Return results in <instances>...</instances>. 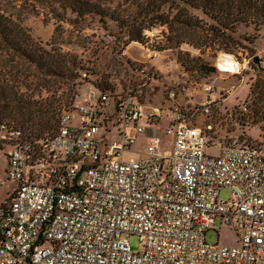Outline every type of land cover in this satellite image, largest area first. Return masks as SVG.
<instances>
[{
    "label": "built area",
    "instance_id": "obj_1",
    "mask_svg": "<svg viewBox=\"0 0 264 264\" xmlns=\"http://www.w3.org/2000/svg\"><path fill=\"white\" fill-rule=\"evenodd\" d=\"M158 35L147 32L149 41ZM156 50H151L156 56ZM94 89L63 113L58 131L42 143L0 124L9 143L0 206V264H264V148L220 146L207 153L212 101L174 107L169 149L146 136L163 108L149 112L133 95L95 100ZM99 100L102 102L100 103ZM116 122L122 142L110 147L100 131ZM131 157L125 160V154ZM223 188L233 197L220 199ZM220 219L239 234L237 246L208 241ZM125 235H137L134 251Z\"/></svg>",
    "mask_w": 264,
    "mask_h": 264
},
{
    "label": "rangeland",
    "instance_id": "obj_2",
    "mask_svg": "<svg viewBox=\"0 0 264 264\" xmlns=\"http://www.w3.org/2000/svg\"><path fill=\"white\" fill-rule=\"evenodd\" d=\"M0 8L14 15L47 48L52 47V36L57 34L59 47L83 56L88 70L84 72L83 79H79L81 84L75 97L77 105L87 104L85 97L98 82L110 84L117 92L137 91L138 99L144 106L163 108L159 122L152 127L156 129L166 149H169L173 135L167 133L170 122L166 115L170 114L172 105L173 108L179 106L190 109L212 101L211 113L201 114L195 119L200 126H213V147L207 148L208 154L218 155L221 148L215 145L219 143L237 144L244 141L251 146L264 148V26L256 23L237 26L236 31L231 32L234 36V41L228 45L231 51L218 50L219 43L224 41L210 33L206 36L198 31L184 29H180L179 33L189 43L176 46L175 41H168V36L175 38L168 26L150 30L158 35L148 45L138 42L126 45L124 38L113 37L115 34L122 36L123 28L112 24L104 26L97 19L91 25L87 21L83 29H80L68 22L59 24L47 10L32 1L0 0ZM197 14L207 19L200 11ZM160 31H163V36ZM226 40L231 42L230 39ZM151 50L159 53L154 56ZM226 54L238 63L232 70H222L218 66L219 58ZM255 56L260 57L261 66L254 62ZM182 60L189 66V70L182 65ZM98 97L99 94L95 100ZM121 127L114 121L109 124L110 131L106 127L102 128L100 136H105L103 150L105 145L110 147L122 142L119 131ZM1 136L0 177L6 178L7 156L11 148L9 143L1 142ZM131 157L143 156L129 152L125 154V160ZM11 185L6 183L0 188V206L9 198ZM232 197L229 188L221 190V200L228 201ZM214 227L216 230L207 232L208 241L227 246L239 244V234L231 225L217 219ZM125 236L129 238L134 251L143 249L137 235Z\"/></svg>",
    "mask_w": 264,
    "mask_h": 264
},
{
    "label": "trees",
    "instance_id": "obj_3",
    "mask_svg": "<svg viewBox=\"0 0 264 264\" xmlns=\"http://www.w3.org/2000/svg\"><path fill=\"white\" fill-rule=\"evenodd\" d=\"M24 1H32L47 10L61 25L68 22L83 29L87 21L91 25L97 19L104 26H119L124 29L123 35L113 37L124 38L126 45L131 42L145 45L148 42L146 31L168 26L170 33L175 34V38L168 36V41H175L176 46L189 43L179 33L184 29L206 36L210 33L225 43H219L221 48L218 50L231 51L228 46L234 41L231 32H235L237 26L253 23L264 26V0ZM197 11L207 19L199 16ZM160 33L163 36V31ZM56 39L57 34H54L52 47L47 48L14 15L0 8V124L6 123L21 130L24 138L32 143L40 144L58 131L63 113L77 105L75 97L81 84L79 79H83L88 70L83 56L63 50ZM181 63L189 70L185 61ZM93 87L99 96L108 93L110 98L117 99L133 95L141 103L137 91L117 92L110 84L102 82ZM193 124L199 125L196 120ZM212 130L207 131L210 147H213ZM237 144L251 145L244 141ZM231 145L235 144L219 143L215 146Z\"/></svg>",
    "mask_w": 264,
    "mask_h": 264
},
{
    "label": "bare ground",
    "instance_id": "obj_4",
    "mask_svg": "<svg viewBox=\"0 0 264 264\" xmlns=\"http://www.w3.org/2000/svg\"><path fill=\"white\" fill-rule=\"evenodd\" d=\"M226 55L219 58V68H221L222 70H232L234 66H238V63L230 55Z\"/></svg>",
    "mask_w": 264,
    "mask_h": 264
},
{
    "label": "crops",
    "instance_id": "obj_5",
    "mask_svg": "<svg viewBox=\"0 0 264 264\" xmlns=\"http://www.w3.org/2000/svg\"><path fill=\"white\" fill-rule=\"evenodd\" d=\"M151 107H153V105L152 106H144V108H145V111L146 112H149L150 111V108ZM172 108H173V105H172ZM170 110V109H169ZM172 112V110H170V114H168V115H166V117L169 119V121H170V117H171V113ZM154 125V123H147V131H146V136H151V135H157L156 134V129H153V126ZM1 134V133H0ZM2 135V134H1ZM158 136V135H157ZM159 137V136H158ZM161 139V138H160ZM162 140V139H161ZM167 142V141H166ZM3 143V142H2ZM163 145H164V142H163ZM163 149H166V147H165V145L163 146ZM7 161H8V159H7Z\"/></svg>",
    "mask_w": 264,
    "mask_h": 264
},
{
    "label": "water",
    "instance_id": "obj_6",
    "mask_svg": "<svg viewBox=\"0 0 264 264\" xmlns=\"http://www.w3.org/2000/svg\"><path fill=\"white\" fill-rule=\"evenodd\" d=\"M254 62H256L259 66H261V60L259 56L254 57Z\"/></svg>",
    "mask_w": 264,
    "mask_h": 264
}]
</instances>
